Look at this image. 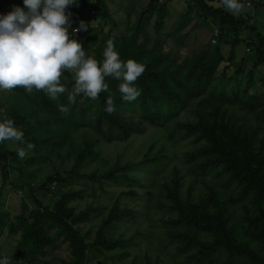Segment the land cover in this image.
Listing matches in <instances>:
<instances>
[{
  "label": "rangeland",
  "instance_id": "1",
  "mask_svg": "<svg viewBox=\"0 0 264 264\" xmlns=\"http://www.w3.org/2000/svg\"><path fill=\"white\" fill-rule=\"evenodd\" d=\"M149 1L107 0L108 18L97 15L83 21L88 25L80 34L86 39L85 53L95 55L102 40L113 37L119 56L128 45L142 51L145 61L157 60L162 68H185L190 58L201 52L211 55L217 46L223 58L228 57L233 40L231 25H213L193 7L192 0H159L158 5L165 3L167 10L162 27L155 30L154 11L143 32L135 35L136 22ZM244 2L245 8L239 16L224 10L219 0L211 3L234 20L245 16L246 22L237 36L239 43L234 48L233 66L228 72L230 78L240 81L241 91L246 89L249 95L238 103L218 100L222 73L219 67L207 91L198 98H189L170 122L161 126L140 124L137 114L126 112L124 118L134 121L137 129L127 137L108 139L106 127L96 122L100 108L94 99L75 92L71 84L75 76L70 71L63 72L60 80L65 91L56 99L48 96L54 111L41 106L35 89L31 93L22 87L0 91V120L19 117L15 126L23 131L27 141L35 142L24 159L17 154L14 160L9 158L5 178L0 175V255L9 257L11 264H31L25 252L13 253L29 212L35 207L34 197L43 206L53 208L70 194L63 211L71 216V222L75 215L85 214L73 226L87 244L93 242L106 220L110 222L104 235L123 241L116 249L101 254L89 250L84 264H250L243 258H228L222 252L210 261L190 260L191 250L186 252L178 240L171 238V233L195 236L202 242H209L212 237L184 224L169 223L177 222L193 209L209 214L219 211L233 225L236 240L264 257L262 239L257 236L260 231L248 220L254 216L257 222H264V197L257 198L256 193L236 180L228 184V176L220 168L201 169L203 159L193 154L203 142L184 138L178 132L179 124L195 123L199 114L210 110L209 105H220L237 126L242 125L254 134L255 148H264V112L260 106L244 104L254 99L252 94L258 96L264 92L259 75L249 73L256 61L253 47L258 39H264V0ZM16 6L24 7L22 0H0V15ZM77 8L69 6L67 12L74 15ZM215 33L221 36L217 38ZM237 69L242 72L235 74ZM258 71L264 75L263 67ZM211 90L215 91L214 95ZM17 143L6 141L4 146L16 151ZM79 153L85 158L74 168ZM114 208L127 209L129 213L119 220L108 219ZM49 236L53 245L43 248L34 264L69 261L68 243L54 229L49 231Z\"/></svg>",
  "mask_w": 264,
  "mask_h": 264
},
{
  "label": "trees",
  "instance_id": "2",
  "mask_svg": "<svg viewBox=\"0 0 264 264\" xmlns=\"http://www.w3.org/2000/svg\"><path fill=\"white\" fill-rule=\"evenodd\" d=\"M106 1L98 0L93 3L91 0H81L77 10L74 12V16L69 18L71 25L69 37L81 42L83 49L86 43L85 37L80 35L81 31L79 34L73 35L72 29L78 27L81 21L88 18L91 20L97 15L102 16L104 19L108 18ZM158 1L150 0L146 9L139 15L136 22L135 35L143 32L144 26L148 23L154 11L156 14L155 30L158 31L162 27L167 10L165 3L158 5ZM192 2L193 7L203 13L204 18L210 19L213 25L219 27L231 25L233 40L228 57L224 59L217 46L211 55L207 52H201L190 58L185 68L170 69L168 67H159L157 60L145 61L142 58V51L137 48H129L126 45L120 59L124 61L132 59L140 62L145 66V70L134 82L140 90V95L135 101H124L118 91V85L121 81L111 77H107L105 81L108 84V90L99 93L98 97L94 99L95 105L100 108L96 119L97 125L100 126L102 124L106 127V132L110 136L108 139L127 137L137 129L134 121L124 118L126 112L137 114L140 124L161 126L170 122L174 115L186 106L189 98H198L207 91L215 80L214 74L219 67L222 68V73L219 75L220 83L217 90V96L221 99L218 100L226 104L238 103L239 100L249 96L246 93V89L241 91L239 87L240 81L233 77L230 78L228 74L231 66H233L231 63L235 59L234 48L239 43L238 33L246 22L245 16L243 15L240 20H234L221 9L213 6L211 4L213 0H192ZM90 7L94 9V15L90 14ZM218 36H221V34L216 35L217 38ZM111 38L114 45H117L116 39ZM106 40L108 41V39ZM106 40H102L95 55H86L95 58L98 62L101 61L106 47ZM253 50L256 61L249 73L251 76L253 74L259 75L260 87L264 91V75L258 71L259 67L264 68L263 38L256 41ZM222 64L224 67L221 66ZM235 72V74H238L242 70L237 69ZM74 82L75 77L74 81L71 82L73 86ZM211 92L214 95L215 91L211 90ZM109 95L112 96L115 107V111L111 114L104 111L105 100ZM252 95L255 96L254 99L244 104L254 108L260 106L264 112V92L258 96ZM35 96L42 107L52 111L55 110L54 104L42 90H35ZM209 107L210 110L207 113L197 116L195 123L179 124L178 132L184 138H193L195 141L203 142V145L193 154V156L203 159L199 165L202 167L201 169L220 168L222 173L228 176V184H232L233 180H236L245 189L256 193L257 198L264 197V175L262 176L264 170V148H255L253 143L254 134L248 133L242 125L237 126L234 119L232 120L230 115H227L226 110L221 109L220 105H209ZM18 119L19 117L17 116L13 117L14 125H18ZM28 142L35 144L33 139L28 140ZM18 146L22 147L23 145H19L18 142ZM15 154L16 151H9L5 148L4 142L0 143V175L2 179L6 176L8 159L14 160ZM84 158L85 155L79 153L74 168L78 167ZM49 180L51 181V178H47V181ZM69 196L71 195H65L53 208L43 206L34 197L33 203L35 207L29 212L28 220L22 229L21 240L13 255L25 252L27 261L34 264L36 256L42 253V249L53 245V240L49 236V231L52 229L68 243L71 249V259L67 262H62V264H84L89 250L94 251L96 254H101L103 251H112L122 244V240L109 238L104 235V230L108 227L109 220L102 223L94 236L93 242L87 244L73 226L74 223L85 218V214L75 215L71 222V216L63 211L64 202ZM221 209L222 206L219 205L218 210ZM127 213H129L127 209L114 208L108 219L111 217V220H119ZM248 220L251 225L260 231L257 236L262 239L261 244L264 248V222H257L254 216L249 217ZM169 224L173 226L184 224L187 228L206 232L212 237L211 241L202 242L195 236L171 233V238L178 240L186 252L191 250L188 256L190 260L210 261L214 255L222 252L228 258L237 257L245 259L250 264H264V257L246 244L239 243L236 240L233 235V225L227 217L223 218L219 211L209 214L207 212L202 213L199 209H193L189 211V214H183V217L177 222L173 220ZM15 229L14 227L13 230Z\"/></svg>",
  "mask_w": 264,
  "mask_h": 264
},
{
  "label": "clouds",
  "instance_id": "3",
  "mask_svg": "<svg viewBox=\"0 0 264 264\" xmlns=\"http://www.w3.org/2000/svg\"><path fill=\"white\" fill-rule=\"evenodd\" d=\"M24 7L16 6L0 15V91L22 87L31 93L42 90L56 99L65 91L60 83L62 73H74L76 93L96 99L108 90L107 77L121 81V98L133 102L140 95L135 85L145 66L132 59L121 60L112 39L106 41L103 59L87 56L81 42L69 37V6H79V0H22ZM219 5L233 16L242 14L244 0H219ZM83 21L73 32L86 30ZM61 110H65L61 106ZM104 111H115L113 98L105 100ZM19 142L16 154L24 159L35 145L25 141L24 133L13 120H0V143ZM0 264H11L10 258L0 255Z\"/></svg>",
  "mask_w": 264,
  "mask_h": 264
},
{
  "label": "built area",
  "instance_id": "4",
  "mask_svg": "<svg viewBox=\"0 0 264 264\" xmlns=\"http://www.w3.org/2000/svg\"><path fill=\"white\" fill-rule=\"evenodd\" d=\"M97 1H98V0H91V2H93V3H96ZM102 1H104V0H102ZM89 9H90V14H91V15H94V9L91 8V7H90ZM68 13H70V18H72V17L74 16L72 12H68ZM75 28H78V27H75ZM75 28H74V29H75ZM79 33H80V31H76V32H73V31H72V34H73V35H77V34H79ZM216 35H217V33L214 34L215 37H216Z\"/></svg>",
  "mask_w": 264,
  "mask_h": 264
}]
</instances>
